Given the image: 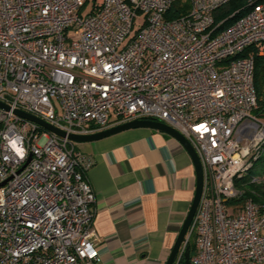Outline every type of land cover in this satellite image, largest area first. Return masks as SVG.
Returning <instances> with one entry per match:
<instances>
[{"label": "built area", "instance_id": "obj_1", "mask_svg": "<svg viewBox=\"0 0 264 264\" xmlns=\"http://www.w3.org/2000/svg\"><path fill=\"white\" fill-rule=\"evenodd\" d=\"M233 1L0 0V102L11 108L0 109V264L101 262L93 160L16 110L77 135L135 120L173 127L204 174L176 264L194 232L192 264H264V210L232 204L264 157V0H245L221 30L217 14ZM175 5L188 9L170 18Z\"/></svg>", "mask_w": 264, "mask_h": 264}, {"label": "crops", "instance_id": "obj_2", "mask_svg": "<svg viewBox=\"0 0 264 264\" xmlns=\"http://www.w3.org/2000/svg\"><path fill=\"white\" fill-rule=\"evenodd\" d=\"M73 144L94 162L87 179L99 264H166L197 188L188 150L148 128Z\"/></svg>", "mask_w": 264, "mask_h": 264}, {"label": "water", "instance_id": "obj_3", "mask_svg": "<svg viewBox=\"0 0 264 264\" xmlns=\"http://www.w3.org/2000/svg\"><path fill=\"white\" fill-rule=\"evenodd\" d=\"M0 109H3L5 111H10L11 108L4 103L0 102ZM14 114L26 121H31L34 122L41 127H43L45 130L49 131L50 133L57 135L58 137H61L63 139H67L68 141L72 143H91V142H96L114 135H117L119 133L128 131V130H133V129H139V128H148V129H153V130H158L161 132H165L173 136L175 139L180 141L183 146L188 150L190 155L192 156L196 172H197V188H196V193L195 197L192 203V207L190 209V212L187 216V219L184 223V226L182 230L179 233V236L176 240V243L171 251V254L166 262V264H176L177 258L180 254L181 248L184 245V243L187 241L191 230H192V224L195 218V215L197 213L198 207L200 205V201L202 198V193H203V188H204V174H203V167L201 164V161L190 143L189 140H187L182 134H180L176 129L173 127L159 122L155 120H135L129 123L121 124L118 126L111 127L109 129L103 130L101 132H97L94 134H88V135H77V134H68L67 132L56 128L47 122L32 116L30 114H27L25 112L16 110L14 111ZM31 160V159H30ZM29 160V161H30ZM4 184L0 185L3 186ZM184 263L185 264H192L191 260V255H190V249H187L185 254H184Z\"/></svg>", "mask_w": 264, "mask_h": 264}, {"label": "trees", "instance_id": "obj_4", "mask_svg": "<svg viewBox=\"0 0 264 264\" xmlns=\"http://www.w3.org/2000/svg\"><path fill=\"white\" fill-rule=\"evenodd\" d=\"M129 1V0H127ZM188 8H181L179 5L173 6L169 12L170 18H176L184 13ZM246 1L236 0L231 2L217 14V22L225 21L221 30L227 29L247 13ZM248 52L241 55L247 56ZM255 87L258 95L259 107L255 114L257 117H264V57H255ZM255 177L264 178V157L256 164L246 176L236 181V187L240 192L239 198L233 201V205L242 206L246 201L251 200L257 205L259 210H264V182H254ZM259 178V179H261ZM190 249L191 260L195 255V248L191 245L190 239L187 245ZM180 264H184V259Z\"/></svg>", "mask_w": 264, "mask_h": 264}, {"label": "rangeland", "instance_id": "obj_5", "mask_svg": "<svg viewBox=\"0 0 264 264\" xmlns=\"http://www.w3.org/2000/svg\"><path fill=\"white\" fill-rule=\"evenodd\" d=\"M260 119L264 123V117H262ZM189 239H190L191 245L196 249L195 252L197 253V251H198V236H197V233L196 232L192 233V235H191V237Z\"/></svg>", "mask_w": 264, "mask_h": 264}]
</instances>
